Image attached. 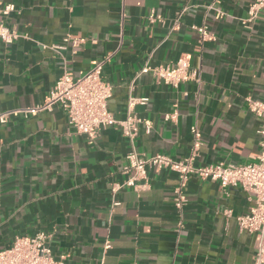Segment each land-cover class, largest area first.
Here are the masks:
<instances>
[{
	"label": "crops",
	"instance_id": "obj_1",
	"mask_svg": "<svg viewBox=\"0 0 264 264\" xmlns=\"http://www.w3.org/2000/svg\"><path fill=\"white\" fill-rule=\"evenodd\" d=\"M252 0H0V16L19 37L0 41V114L41 105L55 81L94 62L112 87L108 110L147 122L131 145L116 126L92 144L54 106L0 123V250L19 236L43 232L63 264H252L257 238L236 217L252 206L238 186L190 176L175 207L177 175L149 170L146 187L123 186L126 153L181 160L200 135L194 164L244 165L256 160L260 119L249 101L264 103V9ZM154 14V20L149 17ZM211 36L202 41L195 28ZM65 36L83 40L61 47ZM188 57L197 82L176 88L152 70ZM144 69H148L144 71ZM146 99L129 107V99ZM231 212L226 216L225 211Z\"/></svg>",
	"mask_w": 264,
	"mask_h": 264
},
{
	"label": "built area",
	"instance_id": "obj_2",
	"mask_svg": "<svg viewBox=\"0 0 264 264\" xmlns=\"http://www.w3.org/2000/svg\"><path fill=\"white\" fill-rule=\"evenodd\" d=\"M264 9V0H252L250 17ZM14 11L13 5H7L0 9V16H7ZM151 14L150 21L154 20ZM201 35V40H209L210 35L206 27L195 28ZM19 35L8 28L0 19V41L11 44ZM83 40L65 36L62 46L70 47L75 51ZM107 59H101L93 63L92 67L77 78H73L68 72H64L50 89L45 101L35 107L20 111H8L0 114V123L4 124L11 114L23 113L25 116L35 115L41 111H50L54 106H59L65 113L67 124L79 135H83L89 144L98 137L103 128L116 126L122 135L132 145L138 133L141 123L145 125L148 133L150 126L147 122L128 114L122 121H116L108 110V101L112 95V87L105 82L102 71ZM148 69H144L147 71ZM158 81L176 88L184 82H197L198 72L191 69L188 57H180L174 63L161 65L152 70ZM146 99H129V107L134 103H145ZM249 101V110L260 119V127L257 134L261 137L260 150L256 160L244 165L213 164L197 166L194 164L197 157L200 135L195 127H191L193 145L189 155L181 160H175L164 154L145 156L137 153L133 146L126 153V166L124 173H130V177L123 184H114L111 187L112 205H119L115 200L116 193L123 187L137 190L146 187L149 170H169L177 175V185L174 188L175 207L181 210L186 203L183 189L190 176H195L201 181L217 182L221 188L238 186L245 191L252 206L247 213L236 217V223L241 231H245L257 238V247L252 264H264V103ZM230 216L229 210L224 213ZM48 236L43 232H37L32 236L16 237L11 246L0 250V264H63L55 259L47 244Z\"/></svg>",
	"mask_w": 264,
	"mask_h": 264
}]
</instances>
